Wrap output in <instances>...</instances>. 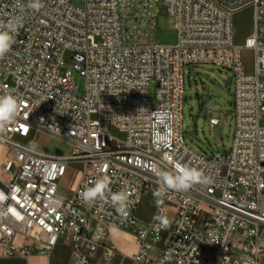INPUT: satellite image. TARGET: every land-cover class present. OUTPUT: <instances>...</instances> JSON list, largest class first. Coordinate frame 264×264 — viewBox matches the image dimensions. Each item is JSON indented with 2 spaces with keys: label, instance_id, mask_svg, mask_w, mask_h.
Returning <instances> with one entry per match:
<instances>
[{
  "label": "built area",
  "instance_id": "built-area-1",
  "mask_svg": "<svg viewBox=\"0 0 264 264\" xmlns=\"http://www.w3.org/2000/svg\"><path fill=\"white\" fill-rule=\"evenodd\" d=\"M74 1L42 0L0 59V95L13 92L20 101L17 118L0 127V144L8 148L0 167L4 255L26 256L33 243L40 245L38 253L50 255L63 242L72 246L70 264H93L99 247L106 249L105 260L112 258L110 230L118 228L136 238L132 264H260L264 0H83V7ZM247 7L255 8V32L241 46L233 16ZM15 14L13 0H0V21ZM165 16L174 19L173 44L156 39L157 20ZM244 48L254 51V72L245 69ZM201 64L234 74V135L225 154L200 153L185 136V68ZM75 72L85 81L83 90ZM159 107L173 114L174 137L166 147L153 141L150 114ZM220 122L209 118L211 126ZM41 132L70 142L73 150H31L21 142ZM177 162L202 169L212 183L169 192L160 208L155 203L151 219L140 218L143 198L154 199L158 187L155 170H171ZM73 164L80 165L81 177L65 196L61 181ZM104 174L112 178V191L133 193L126 219L110 204L89 206L79 197ZM158 213L170 218L167 229L154 219Z\"/></svg>",
  "mask_w": 264,
  "mask_h": 264
},
{
  "label": "rangeland",
  "instance_id": "rangeland-1",
  "mask_svg": "<svg viewBox=\"0 0 264 264\" xmlns=\"http://www.w3.org/2000/svg\"><path fill=\"white\" fill-rule=\"evenodd\" d=\"M74 4L79 7L84 6L83 0H75ZM252 17V10H246L241 14L235 15L233 23L235 32L244 35L249 29ZM156 39L161 44H173L177 40V33L174 29V19L170 16L160 17L157 20ZM243 64L247 72H254L255 54L252 49L242 50ZM233 73L214 64H201L185 68V98L183 103V125L185 136L191 147L200 153L213 155L215 152L225 154L232 145L234 135L233 126V84L227 86L226 82L233 77ZM78 86L84 88L85 81L77 73H74ZM155 90L151 86V92ZM208 91L210 99L203 97ZM209 118H220L217 126H211ZM196 136L192 137V132ZM119 138L122 134L116 133ZM21 142L30 144L35 142L40 149L51 153L68 154L73 150L70 142L48 133H38L36 137L30 136L21 139ZM8 153V152H7ZM7 156V154H6ZM6 158V157H5ZM81 177L80 165L73 164L68 169L65 177L61 181L60 192L65 196H70L72 187L79 182ZM154 199L151 196L143 198L140 215L149 218L152 212ZM155 208V207H154ZM154 212V211H153ZM170 220V218L168 217ZM112 238L125 254H130L138 250L135 243L136 238L127 231L114 228L111 231ZM97 264V263H95ZM102 264H105L104 262ZM128 262L126 261V263Z\"/></svg>",
  "mask_w": 264,
  "mask_h": 264
},
{
  "label": "clouds",
  "instance_id": "clouds-1",
  "mask_svg": "<svg viewBox=\"0 0 264 264\" xmlns=\"http://www.w3.org/2000/svg\"><path fill=\"white\" fill-rule=\"evenodd\" d=\"M13 6L16 14L7 21H0V59L12 51L16 36L19 29L23 27L27 14L40 11L43 3L42 0H13ZM141 110L147 111L146 109ZM19 111L20 101L13 92L0 95V127L12 123L17 118ZM150 115L154 120L153 141L157 146L166 147L174 137L170 124L173 114L159 107ZM37 147L35 142H31L29 145L31 150H36ZM155 175L158 187L154 190L153 196L157 208H160L169 192H187L195 185L203 186L212 183V178L202 169L179 162L175 163L171 170H155ZM90 183L91 186L85 187L79 193V197L85 205L91 206L100 201L110 204L115 212L125 219L130 215L131 207L135 203L130 190L122 188L119 191H112L113 181L107 174ZM154 219L161 229H167L170 226L171 222L166 215L158 213ZM82 264H86V261H82Z\"/></svg>",
  "mask_w": 264,
  "mask_h": 264
},
{
  "label": "crops",
  "instance_id": "crops-1",
  "mask_svg": "<svg viewBox=\"0 0 264 264\" xmlns=\"http://www.w3.org/2000/svg\"><path fill=\"white\" fill-rule=\"evenodd\" d=\"M246 10H252V14L254 15V17H252L249 29L247 30V32L244 35H238L235 32V27H234V36H235V41L238 45H245V42L248 38L252 37L254 32H255V8L254 7H247L244 8L238 12H236L234 14L238 15L241 14L242 12L246 11ZM233 16V18H234ZM234 26V23H233ZM8 152V148L3 145L0 144V167L2 166L6 154ZM77 182L74 184V186L72 187V190H74L77 186ZM145 196H151L150 194H146ZM152 197V196H151ZM151 203L153 204V208H152V212L149 218H143L142 215H140V209L142 207V204L140 205V207L137 210V215L142 218V219H146L149 220L152 218L153 216V211H154V207L155 204L153 203V201L151 200ZM170 206L174 209L176 207V203L173 202L170 204ZM118 229V228H116ZM114 228H111L110 230V235H111V231H113ZM121 230V229H120ZM130 235H132L134 238V234L132 232L127 231ZM111 239L115 245V252L114 255L112 256L111 259L105 260L103 258L104 254L106 253V249L104 247H99V249L97 250V252L94 255L93 258V263L97 257V255H101L103 261L105 262V264H124L126 263V261L128 262V264H132L131 261V257L133 256V253H128L125 254L120 246L114 242L112 235H111ZM23 241V237L21 236H17L15 238V242L18 244H22ZM136 243V241H135ZM26 250L28 251V255L26 256H15V257H6L4 255V247L1 243V234H0V264H70L71 263V255H72V246L65 244L63 242H60L51 252L50 255L48 254H40L37 252V250L40 248V245L33 243L30 246L25 247ZM260 264H264V254L262 256L261 259V263Z\"/></svg>",
  "mask_w": 264,
  "mask_h": 264
},
{
  "label": "water",
  "instance_id": "water-1",
  "mask_svg": "<svg viewBox=\"0 0 264 264\" xmlns=\"http://www.w3.org/2000/svg\"><path fill=\"white\" fill-rule=\"evenodd\" d=\"M226 84H227V86L230 85V84H232V79H229V80L226 82ZM210 96H211V95L209 94V92L206 91V92H205V95H204L203 98H204L205 100H208V99H210ZM195 136H196V132L193 131V132H192V137H195Z\"/></svg>",
  "mask_w": 264,
  "mask_h": 264
},
{
  "label": "bare ground",
  "instance_id": "bare-ground-1",
  "mask_svg": "<svg viewBox=\"0 0 264 264\" xmlns=\"http://www.w3.org/2000/svg\"><path fill=\"white\" fill-rule=\"evenodd\" d=\"M104 261H103V259H102V256L99 254V255H97V257H96V259H95V261H94V263L93 264H95V263H97V264H102ZM105 263V262H104Z\"/></svg>",
  "mask_w": 264,
  "mask_h": 264
}]
</instances>
